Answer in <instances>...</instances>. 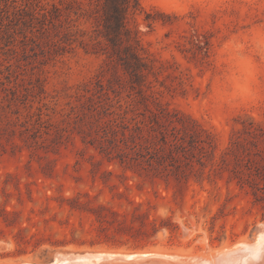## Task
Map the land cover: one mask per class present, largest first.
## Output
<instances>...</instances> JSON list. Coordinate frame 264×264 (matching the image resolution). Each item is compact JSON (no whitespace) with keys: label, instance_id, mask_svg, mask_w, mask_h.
<instances>
[{"label":"rangeland","instance_id":"1","mask_svg":"<svg viewBox=\"0 0 264 264\" xmlns=\"http://www.w3.org/2000/svg\"><path fill=\"white\" fill-rule=\"evenodd\" d=\"M88 2L0 0V264L101 250L177 264L255 241L264 100L218 104L214 56L264 26V0H138L143 98L104 64Z\"/></svg>","mask_w":264,"mask_h":264},{"label":"clouds","instance_id":"2","mask_svg":"<svg viewBox=\"0 0 264 264\" xmlns=\"http://www.w3.org/2000/svg\"><path fill=\"white\" fill-rule=\"evenodd\" d=\"M214 99L225 108L254 106L264 100V26L230 33L217 45Z\"/></svg>","mask_w":264,"mask_h":264},{"label":"trees","instance_id":"3","mask_svg":"<svg viewBox=\"0 0 264 264\" xmlns=\"http://www.w3.org/2000/svg\"><path fill=\"white\" fill-rule=\"evenodd\" d=\"M88 5L89 10L82 15L87 18L92 17L102 28L99 32L102 33L104 41L100 50H103L102 53L105 54L104 64L107 69H116L120 66L128 74L130 89L135 90L134 92L141 98L145 97L144 92L149 87L147 77L152 70V65L143 54L137 30L131 29L128 25L129 13L140 8L138 0H89ZM57 9L54 7V11ZM43 25L44 29L53 26L52 17L47 24L43 23ZM93 49L98 51L96 48ZM158 112L160 114L162 111ZM172 121L178 122L177 119H172ZM262 134L264 135V132ZM258 153L264 160V149L255 152V154ZM262 168H264V164ZM253 170L258 173L256 168L253 167Z\"/></svg>","mask_w":264,"mask_h":264},{"label":"bare ground","instance_id":"4","mask_svg":"<svg viewBox=\"0 0 264 264\" xmlns=\"http://www.w3.org/2000/svg\"><path fill=\"white\" fill-rule=\"evenodd\" d=\"M151 252L126 253L121 251L105 250L71 254H62L57 252L55 258H53L54 260H51V262H48L47 264H102V261H106L108 259H114L113 261H115V259L132 260L140 257L141 255H150ZM159 254L156 253L158 256ZM162 254L160 256H162ZM177 262V264H264V227L259 230V234L253 242L240 241L233 246L220 248L216 251L214 250L213 252L211 251L208 255L193 256L185 259V261ZM21 264L36 263L24 262ZM170 264H173V259Z\"/></svg>","mask_w":264,"mask_h":264},{"label":"water","instance_id":"5","mask_svg":"<svg viewBox=\"0 0 264 264\" xmlns=\"http://www.w3.org/2000/svg\"><path fill=\"white\" fill-rule=\"evenodd\" d=\"M55 256H56V254H55ZM156 256H158V255L151 253L150 255H146V256L141 255L140 257L132 259V260L115 259V261H113L114 259H112V260L108 259V260L102 261V262L105 263V264H157L158 262L159 263L163 262V264L164 263H169L170 264L171 260L170 259H165V258L173 259L175 257L173 255L158 256V257H164L163 258L164 260L160 259V260L156 261L155 260Z\"/></svg>","mask_w":264,"mask_h":264}]
</instances>
